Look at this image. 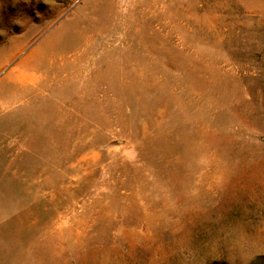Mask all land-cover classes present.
<instances>
[{"label":"rangeland","instance_id":"rangeland-1","mask_svg":"<svg viewBox=\"0 0 264 264\" xmlns=\"http://www.w3.org/2000/svg\"><path fill=\"white\" fill-rule=\"evenodd\" d=\"M0 264H264V0H0Z\"/></svg>","mask_w":264,"mask_h":264}]
</instances>
